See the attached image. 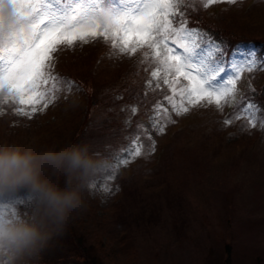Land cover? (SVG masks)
<instances>
[{
	"label": "rangeland",
	"instance_id": "obj_1",
	"mask_svg": "<svg viewBox=\"0 0 264 264\" xmlns=\"http://www.w3.org/2000/svg\"><path fill=\"white\" fill-rule=\"evenodd\" d=\"M137 2L128 0L132 7ZM198 5V25L203 29L223 30L237 38H264V0ZM53 7H59L54 0ZM207 50L206 45L198 47L195 54L201 56ZM142 51L131 57L110 55L112 49L102 38L59 46L52 54V73L71 81L72 86L61 82L55 99L47 108L38 105L35 113L0 92V142L32 146L52 126L68 121L62 137L75 133L80 124L90 127L102 120L116 122L122 133L130 131L124 135L126 144L110 155L114 171L95 180L87 197L99 202L97 214L109 217L116 212L112 204L119 184L129 179L123 191L131 194L129 198L127 194L120 216L134 235L135 254L123 257V264H264V129L259 126L264 116L257 112V126L248 127L243 116L235 118L241 113L228 114L251 85L264 88V68L241 73L235 100L218 111L214 105L191 107L181 94L188 83L183 78L172 83L169 77L171 87L161 79L160 88L167 89L165 101L159 102L149 83L155 68L141 62ZM240 52L232 54V61L241 59ZM231 62H224L228 66L218 80L232 74ZM128 88L154 103V109L125 102L122 96ZM86 94L94 95L88 105ZM173 106L189 111L177 116ZM18 110L30 115H17ZM134 118L137 125L131 131ZM226 119L232 122L225 125ZM154 124L163 126L164 132L158 133ZM41 144L38 147L45 146ZM137 145L141 155L132 158L130 153ZM123 159L128 162L120 164ZM25 199L21 193L9 202L26 214L29 205ZM3 205L0 200V207ZM120 216L110 222L116 223Z\"/></svg>",
	"mask_w": 264,
	"mask_h": 264
},
{
	"label": "snow or ice",
	"instance_id": "obj_2",
	"mask_svg": "<svg viewBox=\"0 0 264 264\" xmlns=\"http://www.w3.org/2000/svg\"><path fill=\"white\" fill-rule=\"evenodd\" d=\"M219 2L234 4L236 0H200L204 7ZM54 3L59 7H53V0H7V3L0 0V92L18 100L20 105L29 106L32 113L38 105L48 107L61 82L72 86L71 81L53 75L51 60L59 46L71 47L76 42L102 38L112 49L110 55L131 57L143 50L141 62H149L155 68L151 76L157 81L156 87L161 79L171 87L183 78L188 83L181 94L187 96L191 107L214 105L218 111L235 100L241 73L264 68V61L257 60L255 51L240 52L241 59L231 62L232 74L218 80L225 71L220 46L209 42L206 54L198 56L195 49L204 43V34L189 30L186 22L174 26L184 0H138L135 7L128 0L118 3L54 0ZM5 6L12 11L10 22L3 15ZM169 77L173 78L172 83ZM168 100L172 103L171 97ZM173 111L181 116L189 108L173 106ZM259 111L250 103L235 118L243 116L248 127H256ZM17 115L30 113L18 110ZM231 122L224 121L225 125ZM259 126L264 129V117L260 118ZM154 127L158 133L164 132L163 126L154 124ZM130 155L140 156L141 147L137 145ZM127 162L120 160V164Z\"/></svg>",
	"mask_w": 264,
	"mask_h": 264
},
{
	"label": "trees",
	"instance_id": "obj_3",
	"mask_svg": "<svg viewBox=\"0 0 264 264\" xmlns=\"http://www.w3.org/2000/svg\"><path fill=\"white\" fill-rule=\"evenodd\" d=\"M198 0H184V3L179 9V14L174 19V26H179L180 23L186 22V27L189 30L199 31L204 34V43L200 47H208L209 42H214L222 49L224 62H231L232 54L235 51H253L257 50L256 55L263 61L264 55V38H237L232 33H227L223 30L203 29L198 25L199 14L201 13ZM199 43V41H198ZM230 59V60H229ZM228 66L226 63L225 68ZM69 79L77 81L80 86V81L68 75ZM161 83V81H160ZM127 84V83H126ZM150 89L158 93L157 100L164 102L165 86L162 88L156 87L155 80L152 79ZM130 85V84H127ZM150 95L149 93H147ZM125 102L133 103L139 108L154 109V103H147L146 97L135 94L133 88L125 90V96H122ZM94 95L86 94L84 101L93 100ZM253 104L260 109L264 116V88L255 89L253 85L249 87V91L243 92L241 98L237 101L231 114L241 113L248 105ZM140 117V116H139ZM137 120V119H136ZM138 121V120H137ZM70 121L61 126H52L49 134L46 135L40 142L32 144L33 147L51 144H67V146H86L90 154L98 156L110 157L114 152L123 148L126 144L124 135L130 132L129 129L121 132V127L118 123L102 120L100 123H94L90 127L80 124L76 132H71L62 137L63 128ZM140 122L142 119L140 118ZM71 124H73L71 122ZM137 125L135 118L131 123L130 130L133 131ZM31 146V145H30ZM67 177L64 174H59L52 177V182L59 188L64 189L66 186ZM129 179L123 180L122 185L119 184V191L115 195V202L112 204L116 212L109 217L97 214L99 210V202L89 199L88 188H83V206L80 210L73 214L72 218L63 225L62 229L55 233L52 239L48 242L47 247L41 252L38 264H123L122 258L125 256H133L135 254L133 248L134 235L130 234V229L123 216V206L131 192H124L123 188L128 183ZM94 182V181H93ZM91 186V185H90ZM117 188V190H118ZM116 190V191H117ZM114 210V211H115ZM121 210V211H117ZM120 216L116 223H112L115 215ZM110 220L112 222H110Z\"/></svg>",
	"mask_w": 264,
	"mask_h": 264
},
{
	"label": "clouds",
	"instance_id": "obj_4",
	"mask_svg": "<svg viewBox=\"0 0 264 264\" xmlns=\"http://www.w3.org/2000/svg\"><path fill=\"white\" fill-rule=\"evenodd\" d=\"M3 15L10 22L11 8ZM114 169L110 157L90 154L86 146L0 142V264H38L53 235L82 208V189ZM59 174L67 177L64 189L52 182ZM21 193L26 214L9 202Z\"/></svg>",
	"mask_w": 264,
	"mask_h": 264
}]
</instances>
